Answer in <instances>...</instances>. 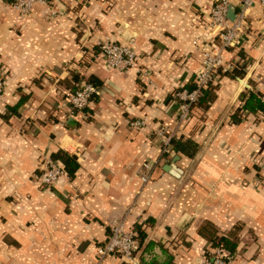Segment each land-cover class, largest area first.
Returning <instances> with one entry per match:
<instances>
[{"label": "crops", "instance_id": "crops-1", "mask_svg": "<svg viewBox=\"0 0 264 264\" xmlns=\"http://www.w3.org/2000/svg\"><path fill=\"white\" fill-rule=\"evenodd\" d=\"M45 1L21 18L0 0V264H191L211 251L206 231L235 238L230 264H264V111L239 109L243 95L264 97V7L249 8L223 52L212 103L177 131L173 94L201 68L213 0ZM239 4L229 0L235 16ZM104 39L130 46L138 68H108ZM236 64L241 77L224 75ZM74 74L99 85L79 112L66 99ZM136 119L146 125L130 127ZM156 126L193 155L160 160ZM58 152L78 168L40 188L35 176ZM150 161L158 167L140 189ZM123 218L143 235L141 253L99 263L96 248Z\"/></svg>", "mask_w": 264, "mask_h": 264}, {"label": "built area", "instance_id": "built-area-1", "mask_svg": "<svg viewBox=\"0 0 264 264\" xmlns=\"http://www.w3.org/2000/svg\"><path fill=\"white\" fill-rule=\"evenodd\" d=\"M258 2L264 7V0H240L239 12L233 22L227 19L229 0H213V5L208 14L205 30L213 37L207 42L201 52V68L194 75L195 88L193 90L182 89L173 94V99L178 103L179 112L177 115V131L188 120L191 106L201 94L209 82H217L218 71L223 66V52L228 47L234 46L240 38L245 25V17L249 8ZM35 5H46L45 0H11V7L15 12L24 18L28 16ZM51 15L56 12L52 10ZM98 55L105 65L115 71H126L138 68L140 56H138L130 46L124 43L104 39L96 44ZM3 92V81L0 71V99ZM99 94V89L91 84L82 82L79 88L68 93L66 99L70 108L79 112L84 109L93 96ZM264 105V97L261 98ZM145 124L144 119H136L129 122V126L140 129ZM154 136L159 140V159H167L172 153L171 139L177 136L174 130L169 131L163 126H156ZM152 162V161H150ZM144 163L139 173L140 189L151 181V174L157 162ZM41 172L35 176L36 184L43 189H50L56 185L60 179L67 178L68 175L62 164L55 159L43 161ZM110 233L104 243L96 248L98 262H102L108 257L119 258L121 260L132 261L141 251L142 246L137 239V233L128 227L126 218L110 223ZM209 256H203L199 262L191 264H230L231 255H228L220 248L212 249Z\"/></svg>", "mask_w": 264, "mask_h": 264}, {"label": "trees", "instance_id": "trees-1", "mask_svg": "<svg viewBox=\"0 0 264 264\" xmlns=\"http://www.w3.org/2000/svg\"><path fill=\"white\" fill-rule=\"evenodd\" d=\"M230 49H232V47L226 48V50H230ZM239 56L241 55L239 54ZM219 73H220V70L218 71V74ZM243 73H244L243 68L240 67L238 64H236L235 66H233L231 70L227 71L224 75H230L231 77H241ZM219 76L220 75H218V80H219ZM73 77H74L73 79H74L75 86L72 87L73 91L71 93L75 92L80 86L78 84L79 75L74 74ZM218 80L217 82H209L207 86L201 90V94L196 99L195 103L192 104L191 106V112L189 114V117L192 116V111L194 108H199L201 111H205L207 107L212 103L213 98H214V89H216L217 87ZM85 82L93 85L94 87L99 86L98 82L94 78H91V77L90 79L88 78L87 80H85ZM194 88H195V78L193 76V79L191 80V82L186 88L184 87V88L178 89L177 91H180L182 89L193 90ZM243 97H245V100L241 102V104L242 103L243 104L240 105V108H239L241 111L240 113L242 112L246 113L250 110H254L255 108L258 109V111H261V112L264 111V105L261 101V98L260 99L257 98V96L254 94H246V95H243ZM239 115L240 114L236 112L235 114H233V117L234 116L237 117ZM170 144H171V151L174 154L182 153L184 155H187L188 157H191L194 153V150L191 149L193 148L192 143L186 139H182L179 136L171 139ZM54 158L62 164L63 169L67 173L68 177L72 178L74 176L75 171L78 168V163L76 161V158L74 156H69L68 154L64 152H58L56 155H54ZM168 159H169V156H168ZM136 228L138 230V227ZM203 235L206 236V238L209 240L211 250L215 248H220L224 250L228 255L232 256L235 250V242H236L234 237H228L226 235L219 236L209 231H206V235L204 233ZM137 239L139 243L142 244L143 235L137 234ZM208 254L209 253H207L206 256H209ZM169 264H172V263L170 262Z\"/></svg>", "mask_w": 264, "mask_h": 264}, {"label": "water", "instance_id": "water-1", "mask_svg": "<svg viewBox=\"0 0 264 264\" xmlns=\"http://www.w3.org/2000/svg\"><path fill=\"white\" fill-rule=\"evenodd\" d=\"M227 19H228L230 22H233L234 19H235V13H234V11H233V9H232L231 7L228 8V11H227ZM151 163H152V162H150V165H151ZM157 167H158V166H155L154 169H153V171H152V174H151V180L153 179V174H154L155 170L157 169ZM163 170H164L165 172H170V173L173 174L171 163L168 164V165H166V166H164Z\"/></svg>", "mask_w": 264, "mask_h": 264}]
</instances>
